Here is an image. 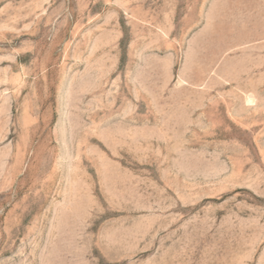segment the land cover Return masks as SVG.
<instances>
[{"label": "rangeland", "instance_id": "rangeland-1", "mask_svg": "<svg viewBox=\"0 0 264 264\" xmlns=\"http://www.w3.org/2000/svg\"><path fill=\"white\" fill-rule=\"evenodd\" d=\"M0 264H264V0H0Z\"/></svg>", "mask_w": 264, "mask_h": 264}]
</instances>
